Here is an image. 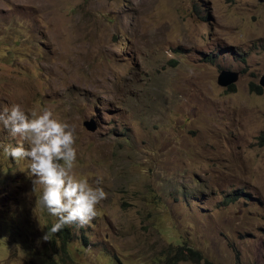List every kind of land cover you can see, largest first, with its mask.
Segmentation results:
<instances>
[{
  "label": "rangeland",
  "instance_id": "rangeland-1",
  "mask_svg": "<svg viewBox=\"0 0 264 264\" xmlns=\"http://www.w3.org/2000/svg\"><path fill=\"white\" fill-rule=\"evenodd\" d=\"M263 75L264 0H0V111L52 110L108 193L51 253L57 218L0 124V264H159L176 243L264 264Z\"/></svg>",
  "mask_w": 264,
  "mask_h": 264
},
{
  "label": "clouds",
  "instance_id": "clouds-1",
  "mask_svg": "<svg viewBox=\"0 0 264 264\" xmlns=\"http://www.w3.org/2000/svg\"><path fill=\"white\" fill-rule=\"evenodd\" d=\"M0 124L12 137L18 138L16 146L5 147V154L17 162L30 161L34 191L42 186L37 203L57 218L49 234L58 233L65 226H89L98 216L97 206L108 198V193L99 186L103 175L98 174L96 186L76 176L75 129L48 108L38 115L19 103L0 111Z\"/></svg>",
  "mask_w": 264,
  "mask_h": 264
},
{
  "label": "trees",
  "instance_id": "trees-1",
  "mask_svg": "<svg viewBox=\"0 0 264 264\" xmlns=\"http://www.w3.org/2000/svg\"><path fill=\"white\" fill-rule=\"evenodd\" d=\"M257 94L262 93V89L258 86H252ZM228 92H235V85H231L227 88ZM52 239L53 250L55 252L54 244L56 241L60 243V249L66 252V246L71 241V232L68 227H64L58 233H50ZM85 241V240H83ZM159 264H179L181 262H190L192 264H212L208 260L204 259L202 255L191 247L186 246L184 243H176V245H169L168 249L162 253L159 258Z\"/></svg>",
  "mask_w": 264,
  "mask_h": 264
},
{
  "label": "water",
  "instance_id": "water-1",
  "mask_svg": "<svg viewBox=\"0 0 264 264\" xmlns=\"http://www.w3.org/2000/svg\"><path fill=\"white\" fill-rule=\"evenodd\" d=\"M239 79V73L230 70H221L217 76V85L222 88H228L235 85ZM260 87L264 88V75L259 80ZM83 126L87 131L95 132L97 130L96 122L93 119L86 120Z\"/></svg>",
  "mask_w": 264,
  "mask_h": 264
}]
</instances>
